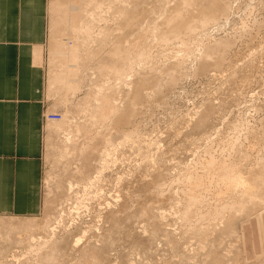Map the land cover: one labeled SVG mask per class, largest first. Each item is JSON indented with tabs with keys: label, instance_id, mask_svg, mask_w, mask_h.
I'll list each match as a JSON object with an SVG mask.
<instances>
[{
	"label": "rangeland",
	"instance_id": "rangeland-1",
	"mask_svg": "<svg viewBox=\"0 0 264 264\" xmlns=\"http://www.w3.org/2000/svg\"><path fill=\"white\" fill-rule=\"evenodd\" d=\"M53 2L48 0V34L42 45L41 58L47 73L44 88L48 105L46 112H58L59 117L46 119L41 154L42 207L34 216L0 215V223L26 219L40 223L45 216L47 219L48 215H55L60 210L61 218L58 217L62 221L54 224L56 227L51 236L42 239L39 236L30 250L6 240L1 241L0 257L4 256L5 249L8 250L6 257L0 258V264H264V204L261 202L251 205L244 201L241 205L243 210L234 212L233 221L227 222L226 219L220 230L209 234L212 236V239L208 236L210 244L203 247L198 233L201 226L199 216L189 215L185 219L181 212L185 198L183 191L187 188L186 175L206 174L203 160L208 159V154L205 149L215 146L214 139L230 137L229 134L234 132L233 124L246 120L256 122L262 118L264 121V0H231L226 19L209 25L192 39L187 47L193 48V56L191 54L183 61L180 58L185 53L184 45L173 36V28L169 24L176 9H187L181 0H137V6H133L134 3L125 6L131 20L125 18L126 13L117 19L115 15L110 18L112 20L107 25L113 32L112 38L117 34L115 37L128 39L130 45L140 41L138 46L143 45L142 50L145 49L150 55L145 62H140L139 68L135 65L137 76L135 72L128 74V79L115 87L117 91L113 93L120 98L117 99L119 108L126 110L132 99L133 80L139 75L150 79V82L153 80L152 83H155L152 85L157 83V86L153 88L147 85V89L132 100L134 111L127 129H137L138 138L125 142V132L112 130V124L105 127L108 129H102L104 133L111 132L115 148L108 158V167L102 170L101 179L95 182L99 187L92 184L83 190L81 183H74L73 196L66 201H63V192H66L63 188L67 181H74L68 170L70 172L72 168L73 171L74 167L80 165L78 153L85 136L83 131L78 132V150L71 149L70 154L75 162L72 157L69 158L70 167L67 169L64 164L54 160V150L57 147L62 149L63 145L61 136L58 137L59 133L53 130L50 123H56L58 127V124L63 125L70 118L74 123L81 120L75 105L83 94L89 92L96 74L91 67H81L76 74L67 78V86L62 92L64 97L61 98L62 94L56 97L53 93H47L49 78L65 77L49 63L52 56L60 55L64 50L57 48L56 38L51 33L56 21L54 4L51 5ZM155 23L154 33L151 29ZM164 36L166 41L162 42ZM200 39L209 40L210 43L214 40L229 43H218L220 47L224 46V49L218 46L220 50L217 45L216 48L213 46L217 51L212 49L210 53L213 54L205 59L201 55L203 47ZM131 56H135V53ZM177 61L181 64H176ZM81 62L77 57L72 60L73 64ZM104 62L120 65L115 59H104ZM215 62L220 67H215ZM73 87H78L73 89L74 96L67 94ZM53 96L55 101L58 97L64 101L57 100L55 103ZM205 113V123L198 122L197 119ZM262 154L264 149L260 151V156L264 157ZM251 156L250 163L254 161ZM254 171L248 174V185L256 188V194L264 198V170L256 167ZM75 197L80 198L83 204L77 202L80 199ZM204 199H208V196ZM245 204L248 206L244 207ZM203 205L204 210L206 206ZM252 207L253 210L250 209ZM107 212L116 213L117 216H109L111 214L107 215ZM114 216L119 218H112ZM44 239L63 241L60 247L64 255L52 256L42 243ZM13 253L15 256H11Z\"/></svg>",
	"mask_w": 264,
	"mask_h": 264
},
{
	"label": "bare ground",
	"instance_id": "bare-ground-1",
	"mask_svg": "<svg viewBox=\"0 0 264 264\" xmlns=\"http://www.w3.org/2000/svg\"><path fill=\"white\" fill-rule=\"evenodd\" d=\"M136 1L137 0H54V2L51 3V5L54 4L52 7L54 11V17L56 20L51 28L52 29L51 33L56 38L57 48L64 50L60 55L56 54L55 56H52L50 58L49 63L55 68H58L59 72L62 75H65V77L62 78V76H56V78L54 79L49 78L47 93L50 95H52L53 93L54 96L56 95V97L57 95L59 96L60 94H62V92H64L65 86H67L68 83L67 78L76 74L78 69L81 67H85L86 69H89V67H91V69H94V73L96 74V79L92 80V82L90 83L91 88L89 92L85 91L87 93L83 94L84 96H82L79 100H77V105H75L76 106L75 109L77 111L76 113H78L77 116L80 115L79 117L81 118V120L77 123H74V120L72 121L70 118V120L68 119L67 122L63 123V125L58 124V127L55 126L56 123L53 124L54 127L52 123H50L53 130L59 133L58 137L61 136V138L60 137L59 138L61 139L63 145L62 149L61 147L60 148L57 147L54 150V152L56 151V153L54 154L55 156L54 160L58 163L60 162L64 164L66 168L70 167L69 158L72 157V156L70 157V154L72 152L71 149L78 150L79 144L77 141V137L80 135V134L77 135L78 132H80V130L81 132L83 131L85 136L82 143L83 145H81L80 147L81 150L79 149L80 150L79 153L77 152L78 160L80 162L78 164L80 165L77 166L76 168L74 167L73 171L72 168L70 169V172L68 170V173L73 175L75 182L72 180L67 181L68 183L66 184V187L63 188V190L66 189L65 190L66 192L65 193L63 192V194H65L63 195L64 199L62 198L63 201H66L67 199H70L71 196H73L72 193L74 192L73 190L74 183L75 184L81 183V185L83 186V190H86L87 186L96 184L95 182L101 179L102 170L108 167V158L112 152V149L115 148V146L110 137L111 132L104 133L102 129L106 130L108 128L105 127H108L112 124V130H117V131L120 129L123 130L125 132V142H129L133 139L138 138L139 136L138 133L139 131L137 129L135 128L127 129L128 127L127 124L129 123L131 117L133 116L132 111H134L132 109V105L134 101L132 100L135 99L137 94L142 92L147 85H149V87L152 86L154 88L157 86V83L155 85H152L155 83V82L152 83L153 80H151L150 82L149 81L150 79L147 80V78H144L143 76L141 77L140 75L135 80H133L134 85L131 83L133 85V88H131L132 99L130 101L127 100L130 103H128L127 108L125 107L126 105L124 106L126 110L123 109L121 110L119 108L120 104L118 103L117 101L118 98L115 95L116 93L115 91H117L115 90V87L118 84L120 85L121 82L123 84L125 80L128 79V74L130 75L134 74L133 73L135 72L134 69H136L135 65L139 68L141 65L140 62L141 61L145 62V59H147L148 56L150 57V55L148 54V52H146L145 49H144L145 51L142 50L144 47L142 45L143 43L141 44L143 47L138 46L137 43H139L140 45L141 43L140 41H137V43H133L130 45L128 39L120 40L118 39L119 36L115 37V35L117 34L113 36L114 38L113 39L112 38L113 32L109 30L110 27L107 25V22L109 20H112L110 18L114 15L117 19L118 17H121L123 13L124 14L126 13L127 15L124 16H126L125 17L126 19H129L131 15L129 14L128 8H126L125 6L132 3H134L133 6L134 5L137 6L139 0L138 2ZM181 1H182L181 3L184 4V7L187 9L186 10L176 9L173 12L174 14L171 17V19H169V21H171L172 23L169 24L170 27L173 28L172 29L173 36L176 39H178V42L180 40V43L184 45L185 53L181 55L180 58L181 61H183L185 60L183 58H186L187 56L189 57V55L191 56V54L193 56L192 53L194 51L193 48L187 47L192 39H195L200 32L206 30L209 25H216L219 23L220 19L222 20L226 19L231 9V0H225V1L222 0L223 4L220 0H181ZM131 19L132 18H130V20ZM151 23H154V21ZM156 23L155 25L153 24L154 27L153 29H151L152 31H154V29L156 28L155 27ZM130 24L132 25V23ZM243 26H246V24L243 23ZM168 29L171 30V28L169 27ZM155 32L156 30L154 31V33ZM67 35L70 36V38ZM154 39L155 37H153L152 40L154 41ZM163 41H166L165 36L162 42ZM199 41L203 47L201 55L205 59L207 57H210V54H213L212 52L210 53V51L214 49L215 45H217L218 47L219 44H221V42H222L221 45H223V42L229 43L222 40L220 42H218V40H214V42L211 43L209 40L205 41V39H200ZM123 42L124 44L125 43L126 44L124 45ZM162 42L160 44H162ZM137 46L139 47V49H137L138 48ZM140 47L142 48L140 49ZM223 47L221 46L220 48ZM132 53H135V56L132 57L131 56ZM76 57L82 60V62L79 64H73L72 60ZM104 59H108V60L115 59L116 61L120 62V65L116 66L115 63L105 64ZM218 60L219 59H217V61ZM176 64L179 65L181 64V62L177 61ZM218 64L217 62H215L214 66L220 67L218 66ZM138 72L139 71H137V73ZM169 76L172 77V75ZM77 88L78 87H76L75 89L74 87L72 89L70 88L69 90L70 92L67 94L73 95L75 93L73 89L76 90ZM54 96H53V100L55 101ZM62 97H64L63 94L61 98ZM59 98L60 97H58L57 100L61 99ZM66 98L65 101H67ZM63 101L60 100V102ZM52 105L54 106L56 104H52ZM206 113L202 114L200 119H197L199 120L198 122L207 120ZM79 117L77 119H80ZM262 119H259V121L256 122L255 121L248 122L246 120L240 124L238 123L233 124L232 130L234 132L229 134L231 135L230 137L221 136L218 138V140L214 139L215 146H211L210 148L207 147L208 149L207 148L205 149L206 153L208 154V159L205 158L203 160V163L206 164V171H207L206 174L195 175L193 173H189L186 175L187 188L185 191H183L185 198H184V202H182L183 203L181 210L182 217L184 216L185 219H188L189 215L199 216L201 220L200 223L201 226L200 229H198V233L202 238L200 240V244L202 247L203 245L210 244L211 241L210 239H212L211 238L212 236L210 235H212V232L216 231V229L220 230L219 227L223 225L226 219L227 222L229 220L233 221L232 217L234 216V214L237 212L240 213L239 211L243 210L241 205L244 204L243 203L244 201L247 200L248 201L247 204L251 203V205L256 204L258 202L264 204V198L259 197L256 194L257 192L256 188H253V186L248 185V183L250 182L248 179V174L250 172H253L256 167L257 169L262 167V170H264V157L260 156V151H263L264 149V121ZM205 121L202 123L204 124ZM52 128L50 129L52 130ZM96 136L97 137L99 136L98 140L96 139L97 138ZM85 138L88 140H86ZM77 150H75V152ZM251 154L253 156H251ZM262 155L264 156V154ZM250 156L254 160V161L252 160L253 161L252 163H250L249 161L251 160ZM71 159L73 160V157ZM73 162L75 161L73 160ZM75 165L76 164H74V166ZM57 166L59 167L60 165L58 164ZM258 176L259 174L257 175V177ZM96 185L99 187L98 184ZM236 192L237 194H235ZM207 196L208 199H204L207 198ZM75 199L79 200L80 198L75 197ZM80 200L77 202L82 203V200L81 202ZM204 201L205 203H203ZM61 203L62 200L60 204ZM203 204H205L206 206V209L204 210L202 208V206H204ZM247 204H245L244 207L248 206ZM253 207L250 209L253 210ZM58 208L59 207L57 206V210L59 211ZM55 209L53 211H55ZM120 210L121 209H119V211ZM60 212L61 210L59 212H56L55 215H52L50 217L48 215L47 219H45L46 217L45 216L40 223L36 221H31L30 219L29 220L26 219L23 221L18 220L9 223L4 221L7 224L3 222L0 223V242L6 240L11 242L12 244H15V246L17 247L20 246L30 250L33 248L34 243H37L39 236L41 237L40 239H42L51 236L53 234L54 228L56 227L54 224L57 225L59 221H62L61 219H59V217L61 216ZM116 213L114 214L109 213L111 214L109 215L107 212V215L113 216ZM51 214H54V212ZM115 216H117V214ZM115 216L112 218H115ZM112 218H107V219H111L113 221ZM109 223H111L110 224L111 227H114L112 226V222ZM115 223L116 221L114 222V224ZM208 236H210V239ZM68 242L69 241L67 240L66 243ZM42 243L46 245V249L48 248L47 250L50 251V254L52 256L64 255V252L60 247V243L62 244L63 241H60L58 239H54L52 241L44 239ZM68 247L69 245H67V248ZM185 248L187 247L185 246ZM7 250L8 249H5L3 253L4 256H1L0 258L6 257L5 252ZM185 252H187V250ZM11 256H15V254L13 253L11 254Z\"/></svg>",
	"mask_w": 264,
	"mask_h": 264
},
{
	"label": "crops",
	"instance_id": "crops-1",
	"mask_svg": "<svg viewBox=\"0 0 264 264\" xmlns=\"http://www.w3.org/2000/svg\"><path fill=\"white\" fill-rule=\"evenodd\" d=\"M47 34L48 0H0V215L42 207Z\"/></svg>",
	"mask_w": 264,
	"mask_h": 264
},
{
	"label": "built area",
	"instance_id": "built-area-1",
	"mask_svg": "<svg viewBox=\"0 0 264 264\" xmlns=\"http://www.w3.org/2000/svg\"><path fill=\"white\" fill-rule=\"evenodd\" d=\"M45 118L47 119V118H49V119H55V118H58L59 117V113L57 112H55V113H47L46 111H45Z\"/></svg>",
	"mask_w": 264,
	"mask_h": 264
}]
</instances>
